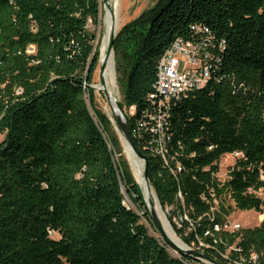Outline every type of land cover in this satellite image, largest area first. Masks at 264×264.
<instances>
[{
    "label": "trees",
    "instance_id": "1",
    "mask_svg": "<svg viewBox=\"0 0 264 264\" xmlns=\"http://www.w3.org/2000/svg\"><path fill=\"white\" fill-rule=\"evenodd\" d=\"M99 9V0H0V264H205L169 251L94 106L100 42L90 23ZM195 26L223 42L220 62L171 106L164 157L147 146L149 134L135 143L182 242L217 264H228L221 254L232 245V259L255 253L263 264L264 217L252 228L223 226L227 200L264 206V0H158L119 29L117 79L123 106H135L127 124L151 106L159 57L176 37L198 40ZM226 153L240 155L221 182Z\"/></svg>",
    "mask_w": 264,
    "mask_h": 264
},
{
    "label": "built area",
    "instance_id": "2",
    "mask_svg": "<svg viewBox=\"0 0 264 264\" xmlns=\"http://www.w3.org/2000/svg\"><path fill=\"white\" fill-rule=\"evenodd\" d=\"M194 28L201 33L198 40L176 37L159 57L156 81L153 90L148 94L151 106L135 120L130 130L134 140L143 138L146 134L151 135L147 146H151L162 157L167 152V143L170 140L167 126L171 106L189 92L205 86L212 70L220 62L214 49L221 48L223 42L215 44L206 27ZM134 112L135 106H129L127 115H133ZM180 170L181 166L177 164L176 171ZM214 202L217 204L216 200ZM223 227L225 229L226 224ZM215 228L218 229L217 226ZM256 263L253 260L251 264Z\"/></svg>",
    "mask_w": 264,
    "mask_h": 264
},
{
    "label": "rangeland",
    "instance_id": "3",
    "mask_svg": "<svg viewBox=\"0 0 264 264\" xmlns=\"http://www.w3.org/2000/svg\"><path fill=\"white\" fill-rule=\"evenodd\" d=\"M99 1H100V9H99L98 22L96 24L90 23V27H91V30L94 31V33L97 37V40L100 42L102 35L104 34L103 16L106 12V7L104 5L103 0H99ZM106 1H107L108 5L110 6L111 5L110 0H106ZM157 1L158 0H119L118 13H119V17H120V23H119V26H118L116 32L119 29H121L126 23L137 18L143 11L152 7ZM111 9L112 8L110 6V10ZM116 61H117V63L119 61L122 62L118 56H117V58L114 56V69H115L114 77H115V83H116V93H118L117 94L118 97H116V98L122 104L123 112L126 115L128 112V107L123 106V103H124L123 102V93H122L123 80L120 79L118 81V79H117ZM99 72H100V61L98 62V65H97V67L94 71V74H93V84L92 85L94 86L93 87L94 88V106H95V108L104 112L105 115L108 117L110 123L112 124L115 132L117 133V135L120 139L121 146H122V154L124 155V158H125L128 166H129V170H130L132 176L134 177V179L136 181V178L133 174V171L130 168V164L128 162V159L125 155L124 146L122 144V137H121V133L119 131V127H118V124L116 122V119H115L113 113H112V117H113L112 118L111 115L109 114V112L106 110V104L109 105V99L107 98V95L103 89L97 88L98 85L100 84ZM239 155H240L239 153H226V154L221 156L220 161H219V169H218V172L216 173L217 179L219 181L223 182L224 180L227 179L228 170L234 164L235 159ZM136 183L138 184L137 181H136ZM138 186H139V184H138ZM257 195L260 196L262 199H264V191H261V190L258 191ZM125 203H126V205L136 209L135 204L133 203L131 198L129 196H127L126 194H125ZM226 204L232 207V211L226 217V221H225V224H226L225 229L228 231H234V230H238L241 228H252L254 226L259 225V223L261 222V220L264 217V214H263L264 213V206L262 207V213H259V212H256L254 210L236 209V208H234V203L231 200H227ZM165 215H166V213H165ZM166 218H167V215H166ZM173 220L176 223H178L180 219L178 218V216H176L173 218ZM169 224H170V222H169ZM54 236L56 237V234H54ZM202 243L203 242H200V245H202ZM192 248H194V247H192ZM231 250H233V251L236 250L234 245L229 247L224 253L221 254V256L223 258L227 259L228 264H237V263H239V264H251L253 260H256L258 262V260L260 258V256L256 255L255 253H251L249 255V257H244V256L240 255L238 259H232L231 255H230ZM169 251L172 254L177 255V252L174 248H169ZM201 260L205 264H212V263H209L207 260H204V259H201Z\"/></svg>",
    "mask_w": 264,
    "mask_h": 264
},
{
    "label": "bare ground",
    "instance_id": "4",
    "mask_svg": "<svg viewBox=\"0 0 264 264\" xmlns=\"http://www.w3.org/2000/svg\"><path fill=\"white\" fill-rule=\"evenodd\" d=\"M111 10L106 9V12L103 16L104 23V34L102 35L100 44H99V55L100 61H106V68L103 72L104 83L98 85V89H106L110 100L109 105L106 104V110L112 117L114 99H117L118 93H116V83L114 77V52L110 53L108 57H106V44L109 35L112 31H116L119 23L120 17L118 13L119 0H110ZM117 33V32H116ZM108 98V97H107ZM108 100V99H107ZM113 118V117H112ZM125 155L130 164V168L133 171V174L136 178V181L139 184L141 194L143 193L144 198L147 202H152V209L157 213L160 221L162 222V227L168 236V238L179 248H186L187 246L182 242V240L176 235L173 228L169 224L165 213L162 211L157 199L154 190L152 189L150 183H147L143 179V161L134 155L128 150L127 146L124 145Z\"/></svg>",
    "mask_w": 264,
    "mask_h": 264
},
{
    "label": "water",
    "instance_id": "5",
    "mask_svg": "<svg viewBox=\"0 0 264 264\" xmlns=\"http://www.w3.org/2000/svg\"><path fill=\"white\" fill-rule=\"evenodd\" d=\"M103 2H104L106 9L109 10L110 6L108 5L107 1L103 0ZM115 36H116V31H112L108 37L107 44H106V57H108L110 53H113V43H114ZM99 61H100V55H99ZM105 68H106V61H100V72H99L100 84L104 83L103 72H104ZM91 86L94 87L93 85H91ZM103 90L106 93L108 99L110 100V97H109L106 89H103ZM112 107H113V111H114V117L116 119V122H117L118 127H119V131L121 133L122 144H123V146L124 145L127 146L128 150L132 153V155H134L135 157H137L143 161V179L147 183H149V180L147 178V165H148L147 156L139 149V147L135 143L133 136L131 135V131H130V128L127 124L126 115L123 112V108H122L121 103L117 99H114V105ZM142 196H143V193H142ZM156 199H157V196H156ZM143 200L145 202V206L147 208L149 218L152 221L154 228L158 231L160 237L165 242H167L172 248H174L177 253L182 254V255H186V256H191L197 260L198 259H204V260H207L209 263L217 264L214 260L207 257L206 255L201 253L199 250L188 246L184 242L183 243L187 246L186 248H179L178 246H176L166 235V233L162 227V222L160 221L157 213L151 208L152 202L151 201L147 202L146 199L144 198V196H143ZM157 201H158V199H157Z\"/></svg>",
    "mask_w": 264,
    "mask_h": 264
}]
</instances>
